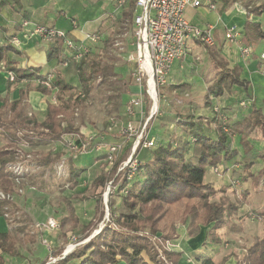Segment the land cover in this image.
Listing matches in <instances>:
<instances>
[{"label":"trees","instance_id":"obj_1","mask_svg":"<svg viewBox=\"0 0 264 264\" xmlns=\"http://www.w3.org/2000/svg\"><path fill=\"white\" fill-rule=\"evenodd\" d=\"M12 1L19 3L18 0H0V9ZM214 1L221 2L220 10H225L226 6L234 4L236 0ZM133 8L130 3L129 8L122 11L121 22L131 20ZM248 9L254 20H246L242 27V42L245 45L249 43L250 37L264 40L260 22L255 20L264 12V2ZM109 42V39H105L102 50ZM63 43L64 39L60 37L50 43L48 59H55L60 66L66 62L63 72L72 70L74 82L67 81L59 73L54 76H50V73L40 74L38 68L17 67L16 64L10 63L5 68L13 75V80L7 79L11 83L23 79L29 82L36 80V90L44 95H52L53 98L47 103L41 121L24 110L23 91L18 100L0 103V131L11 141L0 146V190L6 194L14 192L13 185L17 176L7 168V164L18 160L20 150L16 146L17 143L30 147H45L63 142V136L71 135L75 144H84L86 151H90L99 143H107L116 136L111 133H97L85 137L73 124L75 109L89 97L95 83L98 80H108L115 74L113 64L105 62V55L99 50H92L80 59H73L63 52ZM206 49L216 71L204 96V107L209 108L213 105L214 98L221 97L225 92L229 93L234 85L247 90L249 82L241 78V68L237 65L230 66L219 50L214 47ZM8 50H14L11 43L0 49V60ZM128 82L134 84L130 75ZM145 98L148 108L150 101L146 95ZM147 108L146 115L149 109ZM227 109L229 107L218 106L212 115L180 116L177 119L180 133H172L168 141L159 140L157 145L150 149L149 159L140 160L138 154L141 145L137 147L134 157L138 163L133 173L129 167H125L115 174L117 167L129 154L127 150L113 155L110 163L106 162L102 171L89 184L92 196L90 194L87 197L95 199V220L81 226L80 234L75 238L78 245L65 256L61 258L67 240L62 242L59 250L52 249V256L58 257L54 264H118L121 261L126 264H179L182 253L168 250L164 246L166 241H174L178 237V225L183 226L189 236L200 226H204L206 239L213 247L219 245L221 239L216 230L224 224L225 215L235 209L232 202H210L209 199L216 188L204 179L206 167L218 169L220 164H226L237 156L238 151L231 147V138L234 135L245 152L249 153L250 143L248 133L245 132L249 125L258 127L264 138V113L260 108H254L246 117L236 118L232 124L223 117ZM24 156L27 157L26 154ZM62 156V151L40 149L33 153L31 160L37 166L52 168ZM107 156L106 151H101L99 158L106 159ZM260 156L263 157L264 163V154ZM243 159L246 161L245 166L249 167L251 158ZM83 169L75 166L69 159L70 187L77 185ZM259 173L264 175V165ZM110 181L112 186L106 196L105 207L103 196ZM65 202L68 218L62 219L60 225L68 221L71 223L70 229H73L78 225L79 218L70 200L65 199ZM11 207H14V204L10 200L0 199V216L8 213V217H5L8 221L9 215L16 210L10 209ZM106 212L109 218L105 226L86 241L85 238L97 227ZM257 215L264 216V209L259 210ZM14 233L12 228L0 231V264H5L6 258L20 254ZM194 257L199 264H215L206 252L194 254ZM46 261L47 259L40 264ZM225 261L226 258L219 264ZM233 264H264V235L248 246Z\"/></svg>","mask_w":264,"mask_h":264},{"label":"rangeland","instance_id":"obj_2","mask_svg":"<svg viewBox=\"0 0 264 264\" xmlns=\"http://www.w3.org/2000/svg\"><path fill=\"white\" fill-rule=\"evenodd\" d=\"M263 2L264 0H236L235 3L241 5L240 9L245 8L246 13L242 12L235 3L226 6L225 10H220L221 2L217 3L216 11H204V9L187 7L184 10V16L191 24L201 29L207 24L216 23L212 30L215 40L213 47L225 56L230 66H240L241 59L238 55V49L241 44L225 39V25L234 24L239 29L242 28L246 20L254 18L249 14L250 9L248 8L256 7ZM31 4L41 8L35 11L36 15L40 14L48 23L56 22L57 25L67 22L69 17L77 18L79 24L82 25L85 21L97 17L104 10L103 7H107L109 10L112 6L114 7V11L112 10L109 14V17L112 15L114 20L106 28L110 42L105 49H99V51L104 53L105 62L108 61L113 64L115 74L109 77L108 80H98L95 83L89 97L79 108L75 109L73 124L79 128L85 137H91L97 133H111L116 136L112 137V140L107 143H99L100 150L96 149L97 145L90 151H86L85 148L84 150H72L65 141L42 147L43 150L53 149L56 151V149H59L63 151L61 160L56 162L52 168H43L33 164L31 157H33L35 148L22 143L19 144L18 160L12 164L22 166V177L14 181V194L11 200L14 207L10 209L16 208V210L12 214L9 213V223L12 224V230L15 232L20 254L17 257L9 258V261L5 264H40L45 259L49 260V256L53 258V252L49 253L42 241L44 238L47 239L51 251L52 249L59 250V246L64 240L68 241L67 245H73L71 251L78 245L75 238L80 234L81 226L87 224L90 220H95V199L87 196H90V194L92 196L91 188L89 189L91 180L102 171L103 165L109 162L108 158H99L101 151H106L107 145L120 143L121 148L116 154H121L126 150L129 153L133 139H124L118 131L122 130L127 122L137 126L139 121L143 122L148 119V114H142L139 109L141 107L146 112L148 105L146 98L143 99L141 106L134 107L133 116L128 117L123 110L124 104L133 95L131 91L132 84L128 82L132 66L127 64L122 57L117 56L119 49L115 47L111 49L110 45L114 38H119V34L124 29L130 33L131 25L129 21L125 25L120 24L119 18L116 17L121 9L118 0H31ZM217 16H219L218 20ZM115 17L118 20H115ZM20 33L23 38L22 31ZM252 39L254 37H250L248 40ZM188 45L191 53L186 55L181 63L176 61L172 65L167 78L168 83L160 91L161 97L157 103V112L147 120L146 129L148 134L158 141H168L172 137V133H180L177 126V119L180 116L190 117L211 114L214 107H229L223 117L225 116L227 122L232 124L236 118L242 117L243 114L244 106L239 102L226 105L223 100L219 99L220 97L214 98L213 105L209 108L204 107V96L214 79L216 71L207 53L206 47L208 46H204L200 41L191 42ZM53 61L54 59L51 58L49 63L53 64ZM49 67V65H46L44 71H50ZM57 73L69 82L75 81L72 70L64 73L63 66L58 64L51 70L50 75L54 76ZM257 80L255 77V84ZM36 82L27 83V87H29L27 89L32 90ZM171 84H177L178 86L173 85L172 87ZM234 86L239 87L238 85ZM240 88L243 89V87ZM239 91L234 95V98L241 95ZM249 91L253 90L250 89ZM252 93L255 97L259 96L257 91ZM149 107H151V104H149ZM238 107L242 109L239 110ZM24 108L30 114L41 115V110L37 108L36 111H33L34 108L30 103L24 102ZM248 127L245 128V132L248 133L250 143L249 153L245 152L244 147L234 135L231 138V147L238 151L237 156L227 161L226 164H220L218 171L215 168L206 167L204 179L216 188L209 199L210 202H232L235 209L230 210L225 215L224 224L216 230L217 236L221 239L220 244L212 248L213 245L210 244L208 239H205L199 247L206 249L202 250L212 256L215 264H219L224 258H226V261L223 264H233L237 257L242 256L248 246L264 235V216L257 215L259 210L264 209V175L259 173L264 165L263 159L259 157L260 154H264V138L258 127L254 125ZM183 137L187 138L185 135ZM65 138L68 142H72L71 135L65 136ZM24 154L27 155L26 158ZM150 157V149H142L138 154L140 160H146ZM244 157L251 158L252 161L249 167L245 166ZM69 159L75 166L84 168L79 174L77 185L73 188L70 187V181L68 180ZM118 168L115 174L120 171ZM111 186L112 181L107 183L106 188L109 187L110 189ZM104 193H106V190ZM77 194L82 197L77 196ZM105 198L103 196V200ZM65 199L70 200L79 218L78 225L73 229H70L71 223L68 221L60 225L62 219L68 218ZM49 216L54 217L58 222V227L55 230L49 234H41L33 228L35 222L44 220ZM108 218V212H106L102 220H99L97 227L93 228L85 238L86 241L100 232ZM199 228L203 229V226ZM1 230L2 228H0ZM198 230L193 234H196ZM177 235L178 237L174 241L165 242V248L180 251L187 264H199L193 254L187 252V247L180 244V240L189 236L183 226H177ZM67 245L62 249L61 256ZM182 249L184 251H181ZM185 252L189 255L188 257H185ZM54 258L57 261L58 257L54 256ZM118 264L126 263L121 261Z\"/></svg>","mask_w":264,"mask_h":264},{"label":"built area","instance_id":"obj_3","mask_svg":"<svg viewBox=\"0 0 264 264\" xmlns=\"http://www.w3.org/2000/svg\"><path fill=\"white\" fill-rule=\"evenodd\" d=\"M132 3L134 8L132 12L130 33L123 32L119 34V38H114L110 45L113 49H119L117 56L129 65L132 66L130 76L134 80V85L137 86V92L133 93L132 98L128 100L123 110L125 115L131 117L134 115V107L141 106L145 95L148 97L151 107L148 111V119L139 121L137 126L131 122H127L122 130L118 131L124 139H133L130 146V152L126 159L119 166V170L129 167L133 173L137 166V158L134 153L139 145L141 149L154 148L158 140L153 136L150 137L146 129L147 120H149L157 112V103L161 97V89L166 85L167 76L169 74L172 64L184 58L190 49L188 45L191 42L200 41L204 46L213 47L215 40L212 35L214 24H207L204 28H198L191 24L184 16V10L189 7L191 9H204L215 11L217 9V2L214 0H118L119 6L123 8L125 4ZM235 5L240 9L237 3ZM246 13L245 8L240 9ZM71 26L77 28L75 19H70ZM127 21H123L125 25ZM31 27V30H29ZM21 28L23 37L29 34L38 35L41 40L46 43H52L56 38H63V52L73 59H80L84 55L93 50L95 45L103 40L102 33L98 30L86 32L81 40L72 38L66 31L58 29L51 25L31 23L28 19H22ZM123 39H120V38ZM225 39L230 42H240L241 29L237 25L225 26ZM10 43L17 47L21 40L13 36ZM239 52L242 57L246 58L252 54L250 45L241 44ZM262 63L260 69L264 70V51L260 53ZM66 66V62L62 64ZM8 80H13V75L10 71H6ZM49 86L48 82H44ZM142 114L146 113L144 109L139 107ZM217 107L213 108L216 111ZM68 147L72 150H84V144L78 146L73 141L68 142ZM121 148L120 143L107 145L106 152L108 160H111ZM96 149L100 150L101 146L97 145ZM8 169L17 176L15 181L22 176V166L10 164ZM130 176V175H129ZM109 187L106 188L107 196ZM0 199L12 200L13 193L6 194L0 190ZM106 202V198L104 199ZM106 207V204H105ZM8 217V213L4 214ZM58 227V222L54 217H47L44 220L37 221L33 224V228L41 234H49ZM49 253L51 252L47 239L42 240ZM73 245H67L62 256L70 252ZM75 246V245H74ZM56 262V258L47 260L44 264H52Z\"/></svg>","mask_w":264,"mask_h":264},{"label":"crops","instance_id":"obj_4","mask_svg":"<svg viewBox=\"0 0 264 264\" xmlns=\"http://www.w3.org/2000/svg\"><path fill=\"white\" fill-rule=\"evenodd\" d=\"M18 2L19 3L16 4L12 1V3H9L7 6L0 9V49L5 48L10 43L11 36L12 37L18 36V38L21 40L20 45L17 47L11 44L14 50L6 51L3 55V59L0 60V103L3 101L10 103V102H13L14 100H18L21 96V91H23V94H24V98L22 99L23 108H24V102H26V103L31 104V106L34 108L33 111H36L37 108L41 110L40 116L36 115L35 113L34 114L32 113L38 121H41L44 118L45 108H46L47 103L49 101H52L53 99L52 95H44L41 92L37 91L35 87L37 84L36 80L30 81V82H36L35 86H33L32 90L30 91L27 89L29 88L27 87V83H30L29 81H26L23 79V80H20L19 82L11 83L10 81L7 80L8 79L7 73H6L7 70H5V68L7 65L9 66L10 64H16L17 67L38 68L39 70L38 72L40 74H45V73H50L51 70L56 67L57 62L54 59L53 64L49 63L50 59H48V50L51 46L50 43H46L45 41L41 40V38L36 34H29L25 38L21 37L20 31L22 30L21 28L22 19L28 18V20H30L31 23L46 24V25L54 26L58 29L66 31L72 38L76 40H81L86 32H92V31L100 29V32L102 33V36H103V40L99 44L95 45V47L93 48L94 51H98L99 49H102L101 47L103 46L105 39H109L108 38L109 34L107 33L106 28L108 24L114 20L112 15L111 17H109V14H111V11L114 9V7L112 6L111 10L107 9V7H103L104 10H102V12L99 13L97 17H95L92 20L85 21L82 25L79 24V22L77 21V18L75 17H69L67 22H62L61 25L60 24L57 25L56 22L48 23L47 20H45L42 16H40V14L36 15L35 11L39 9L40 6L38 8L35 4H31V0H23V2L22 0H18ZM130 3L125 4V6L119 10V14L115 11L117 13L116 17L119 18L120 20V24H123V21L121 22L122 11L127 10L129 8ZM23 17H26V18H23ZM116 17H115V20H118ZM72 18L76 20L77 28H73L71 26L70 19ZM218 19H219V16H217V20ZM251 20H254V18H252ZM255 20H258L260 22L261 28L264 31L263 13L260 16L256 17ZM215 24L216 23H214V25ZM240 29H241V37H240L241 43L240 44H243L242 28ZM29 30H31V27H29ZM248 45H250L252 48V54L249 57L244 58L241 56L240 52L238 53L241 59V65H240L241 67L239 66L241 68L240 76L242 79H245L249 82L247 90H244L237 86H233L229 93L225 92L219 98L223 100L226 105H229L232 102H236V103L239 102V104L244 106V110L246 112L243 110L242 117L248 116L254 108H260L264 113V70L260 69V65L262 63V60L260 58V53L264 50V40H261L259 38H254L252 40H249ZM190 53H191V49H189L186 55ZM186 55L184 56V58L186 57ZM184 58H182L181 60H177V61L181 63ZM46 65L50 66L49 67L50 71H44V68L46 67ZM255 77L258 79L256 84L254 83ZM167 83L168 81L166 82V84ZM171 85L172 87L173 85L178 86L177 84H171ZM250 89H252L253 91H249ZM137 90H138L137 86L133 84L131 91L135 93L137 92ZM237 91H239L241 94L239 95L240 98H238L239 96L234 98V95L238 93ZM254 91H257L259 96L255 97V95L252 93ZM49 98H52V99L50 100ZM238 108L239 110L242 109L240 107ZM27 113L30 114V112H27ZM204 115H212V113L204 114ZM65 136H68V135H65ZM65 136H63L64 138L63 141L67 139L65 138ZM10 142L11 141L8 139V137L3 132L0 131V146L7 145ZM59 143H62V142H58L57 144ZM19 144L20 143H17L16 145L17 148ZM34 148L35 150L33 152H36L42 149V147H34ZM142 149H140V151ZM52 151H55V150L52 149ZM56 151H62V150L56 149ZM259 157L263 159L262 156H259ZM10 164H12V162L7 164V168ZM216 171H218V169H216ZM0 217H3V218H0V228H2L1 231L10 230L12 228V224L9 223L10 220L8 221L5 218V216H0ZM205 239H206V227L203 226V229L199 228L196 234L187 236L186 239H183L184 241L180 240V244H182L183 247L185 245L187 247V252H189V254L191 255L193 254L194 256V254H197V253L202 254V252H206L202 250L205 248L203 247L199 248L200 245L204 243ZM181 251H184V250L182 249ZM185 253H184V255H186L185 257H188L189 255ZM207 254L211 256L209 253ZM5 260L7 262L9 261V258H6ZM179 264H187L184 261L183 254L181 255Z\"/></svg>","mask_w":264,"mask_h":264}]
</instances>
